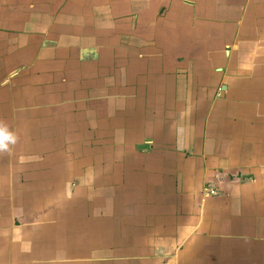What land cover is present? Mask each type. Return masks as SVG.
I'll list each match as a JSON object with an SVG mask.
<instances>
[{
    "label": "crops",
    "instance_id": "crops-1",
    "mask_svg": "<svg viewBox=\"0 0 264 264\" xmlns=\"http://www.w3.org/2000/svg\"><path fill=\"white\" fill-rule=\"evenodd\" d=\"M0 121V264H264V0H0Z\"/></svg>",
    "mask_w": 264,
    "mask_h": 264
},
{
    "label": "rangeland",
    "instance_id": "rangeland-1",
    "mask_svg": "<svg viewBox=\"0 0 264 264\" xmlns=\"http://www.w3.org/2000/svg\"><path fill=\"white\" fill-rule=\"evenodd\" d=\"M62 146V144H56L55 146L52 145V143H46L44 146V154H45V158L47 160H49L48 162H52L51 163V170H56L57 168L59 169V166H62L63 164H67L73 160L70 156H67L65 153L62 152V155H58V151H60L61 149H59L58 147ZM68 152V151H66ZM40 161V160H39ZM38 161V162H39ZM35 166V164H34ZM74 168V165H72V169ZM54 180H58L57 177H54Z\"/></svg>",
    "mask_w": 264,
    "mask_h": 264
},
{
    "label": "clouds",
    "instance_id": "clouds-1",
    "mask_svg": "<svg viewBox=\"0 0 264 264\" xmlns=\"http://www.w3.org/2000/svg\"><path fill=\"white\" fill-rule=\"evenodd\" d=\"M17 135L5 121H0V152H10L17 142Z\"/></svg>",
    "mask_w": 264,
    "mask_h": 264
},
{
    "label": "built area",
    "instance_id": "built-area-1",
    "mask_svg": "<svg viewBox=\"0 0 264 264\" xmlns=\"http://www.w3.org/2000/svg\"><path fill=\"white\" fill-rule=\"evenodd\" d=\"M210 193H214V191L213 190H210Z\"/></svg>",
    "mask_w": 264,
    "mask_h": 264
}]
</instances>
